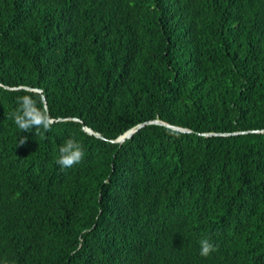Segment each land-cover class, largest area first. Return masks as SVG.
<instances>
[{"label": "trees", "instance_id": "1", "mask_svg": "<svg viewBox=\"0 0 264 264\" xmlns=\"http://www.w3.org/2000/svg\"><path fill=\"white\" fill-rule=\"evenodd\" d=\"M262 131L264 0H0V264H264Z\"/></svg>", "mask_w": 264, "mask_h": 264}, {"label": "clouds", "instance_id": "2", "mask_svg": "<svg viewBox=\"0 0 264 264\" xmlns=\"http://www.w3.org/2000/svg\"><path fill=\"white\" fill-rule=\"evenodd\" d=\"M17 103L18 107L12 113V119L22 132H31L35 129V135H39L40 129H43L44 132L51 130L53 118L46 109L37 107V100L33 99L32 95L18 97ZM27 139L26 136H21L18 146L25 144ZM59 153L57 164L61 169L73 167L84 157L82 145L73 138L65 140L60 145ZM200 246V255L202 257H208L217 250L209 239H202Z\"/></svg>", "mask_w": 264, "mask_h": 264}, {"label": "water", "instance_id": "3", "mask_svg": "<svg viewBox=\"0 0 264 264\" xmlns=\"http://www.w3.org/2000/svg\"><path fill=\"white\" fill-rule=\"evenodd\" d=\"M149 123H155V124L165 125L166 127H169V128H171V129H174V130H179V131H182V132H188L187 129H183V128H180V127L172 126V125L166 124V123H164V122H161V121H159V120H154V121H151V122H149ZM143 125H144V124H141V125L136 126L135 128H132V129L128 130V131L125 132L122 136H120L118 139H116L114 142H122V141H124L125 139L129 138L130 136H132L133 133H135V132H136L140 127H142ZM83 129H84L85 131H87L88 133H90V134L92 133L91 130H89V129H88L87 127H85L84 125H83ZM256 132H258V131H256ZM262 132H264V131H262ZM205 135L209 136V135H212V133L205 134ZM97 136H98V135H97Z\"/></svg>", "mask_w": 264, "mask_h": 264}]
</instances>
